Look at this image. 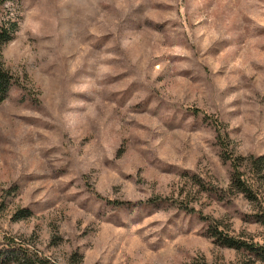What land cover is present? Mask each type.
<instances>
[{
	"label": "rangeland",
	"instance_id": "rangeland-1",
	"mask_svg": "<svg viewBox=\"0 0 264 264\" xmlns=\"http://www.w3.org/2000/svg\"><path fill=\"white\" fill-rule=\"evenodd\" d=\"M14 12L0 242L47 264H261L212 231L264 246V179L241 162L257 201L229 188L214 132L233 157L264 156V0H19Z\"/></svg>",
	"mask_w": 264,
	"mask_h": 264
},
{
	"label": "trees",
	"instance_id": "trees-1",
	"mask_svg": "<svg viewBox=\"0 0 264 264\" xmlns=\"http://www.w3.org/2000/svg\"><path fill=\"white\" fill-rule=\"evenodd\" d=\"M19 0H0V6L7 5L6 10H2L0 14V51L2 46L11 40L12 35L16 31L17 23L14 8ZM17 85L12 75L4 67L0 55V102L4 99L9 89ZM216 145L220 150V157L223 161L228 162L231 168L229 180V188L242 195L247 201L256 202L257 197L253 189L252 181L244 176L241 171L242 163L245 162L248 171L252 176L258 179H264V156L248 157L242 159L233 157L231 151L227 150L226 135L219 131V125L215 128ZM246 168V167H245ZM20 212V211H19ZM27 213L19 215L18 219H24ZM256 222L264 227V215H258ZM212 237L216 238V242L228 249L235 251H245L251 255L255 261L264 264V246L252 243H246L234 237L220 234L216 229L212 231ZM0 264H47L45 261L38 259L36 256L28 253L18 243L11 239H5L0 242Z\"/></svg>",
	"mask_w": 264,
	"mask_h": 264
}]
</instances>
